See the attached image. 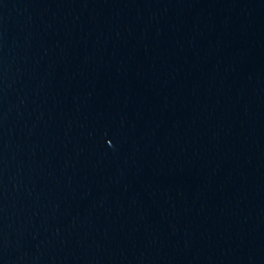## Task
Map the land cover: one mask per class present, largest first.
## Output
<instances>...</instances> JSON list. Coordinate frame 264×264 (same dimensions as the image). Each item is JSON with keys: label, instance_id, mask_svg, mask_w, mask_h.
<instances>
[{"label": "water", "instance_id": "water-1", "mask_svg": "<svg viewBox=\"0 0 264 264\" xmlns=\"http://www.w3.org/2000/svg\"><path fill=\"white\" fill-rule=\"evenodd\" d=\"M0 264H264V0H0Z\"/></svg>", "mask_w": 264, "mask_h": 264}]
</instances>
